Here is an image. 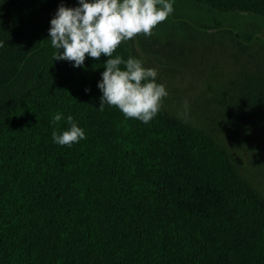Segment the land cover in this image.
Returning a JSON list of instances; mask_svg holds the SVG:
<instances>
[{
    "label": "trees",
    "instance_id": "16d2710c",
    "mask_svg": "<svg viewBox=\"0 0 264 264\" xmlns=\"http://www.w3.org/2000/svg\"><path fill=\"white\" fill-rule=\"evenodd\" d=\"M190 1L264 19V0ZM60 4L78 6L0 0V264H264V193L233 154L245 135L264 173V84L225 85L207 128L162 103L148 124L99 110L108 58L52 59ZM117 54L141 59L132 40ZM57 112L85 138L54 144L67 127L51 122Z\"/></svg>",
    "mask_w": 264,
    "mask_h": 264
},
{
    "label": "rangeland",
    "instance_id": "374dc122",
    "mask_svg": "<svg viewBox=\"0 0 264 264\" xmlns=\"http://www.w3.org/2000/svg\"><path fill=\"white\" fill-rule=\"evenodd\" d=\"M173 7L151 35L141 33L131 40L145 67L157 69V83L166 86L162 104L178 115L187 101V119L207 128L215 117L209 101L222 94L225 85L240 79L264 84V19L220 13L190 0H174ZM252 29L259 30L255 40H243L242 34H251ZM231 135L223 132L228 142ZM242 136L240 142L249 144L251 140ZM240 142L234 144L239 146L233 151L235 160L264 193V173L251 164L256 158Z\"/></svg>",
    "mask_w": 264,
    "mask_h": 264
},
{
    "label": "clouds",
    "instance_id": "9594fccd",
    "mask_svg": "<svg viewBox=\"0 0 264 264\" xmlns=\"http://www.w3.org/2000/svg\"><path fill=\"white\" fill-rule=\"evenodd\" d=\"M173 5L174 0H78L74 8L60 4L48 29L47 41L55 49L52 59L81 67L86 56L96 60L107 57L97 83L102 93L99 110L105 104L115 106L125 118L148 124L168 95L166 86L157 83V69L145 67L138 57L129 54L125 59L113 53L122 42L138 34L151 35L173 13ZM189 110L188 102L184 101L183 111L178 115L186 120ZM65 119L67 127L59 133L54 129L51 139L58 146L70 147L83 140L85 132L71 114L65 118L57 112L50 117L56 124Z\"/></svg>",
    "mask_w": 264,
    "mask_h": 264
}]
</instances>
